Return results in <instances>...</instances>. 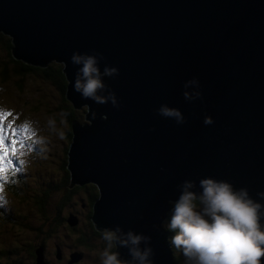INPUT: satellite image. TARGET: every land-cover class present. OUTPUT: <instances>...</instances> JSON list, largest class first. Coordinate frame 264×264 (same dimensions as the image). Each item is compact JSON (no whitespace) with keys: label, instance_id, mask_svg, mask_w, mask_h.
Returning a JSON list of instances; mask_svg holds the SVG:
<instances>
[{"label":"water","instance_id":"obj_1","mask_svg":"<svg viewBox=\"0 0 264 264\" xmlns=\"http://www.w3.org/2000/svg\"><path fill=\"white\" fill-rule=\"evenodd\" d=\"M0 30L10 35L16 58L62 62L67 98L87 105L88 121L70 122L66 166L69 186L98 187L95 228L120 225L149 235L154 264H178L163 219L184 180L195 181L196 191L203 177L229 180L260 199L264 0H0ZM93 49L106 57L101 70L119 68L105 78L119 109L73 89L78 66L70 56ZM192 77L203 97L189 102L183 84ZM162 103L178 107L185 123L157 115ZM206 115L213 124H204ZM75 216L70 212L68 221ZM118 251L131 259L128 248ZM36 253L41 262V249Z\"/></svg>","mask_w":264,"mask_h":264},{"label":"clouds","instance_id":"obj_2","mask_svg":"<svg viewBox=\"0 0 264 264\" xmlns=\"http://www.w3.org/2000/svg\"><path fill=\"white\" fill-rule=\"evenodd\" d=\"M106 57L93 49L91 52L74 51L70 61L78 66L73 89L85 100L96 104L111 103L120 108L116 92L105 82V78L119 75V68L100 63ZM67 66V65H66ZM182 93L186 101L202 99L203 93L197 77L186 80ZM157 115L172 119L177 125L184 124L185 116L178 107L162 103L155 109ZM59 124L67 126V112H60ZM95 118V113L92 114ZM107 119V114H101ZM204 124L214 123L212 116L204 117ZM47 129L64 138L58 128L57 117L50 116ZM44 144V138L37 141ZM180 195L170 201L172 207L167 222L170 246L180 251L186 264H262L264 258V191L257 192L260 199L253 198L247 187L237 188L225 179L208 176L195 181L186 179L180 185ZM102 239L106 244L101 264H154V249L151 236L132 229L124 231L120 225L103 229ZM143 245V247H142ZM120 247L129 250L131 259L121 258Z\"/></svg>","mask_w":264,"mask_h":264},{"label":"rangeland","instance_id":"obj_3","mask_svg":"<svg viewBox=\"0 0 264 264\" xmlns=\"http://www.w3.org/2000/svg\"><path fill=\"white\" fill-rule=\"evenodd\" d=\"M5 47L4 40L0 39V58L2 55L8 56L3 51ZM16 75L9 76L8 82H1L0 107L12 108V115L8 119L11 118L13 125L21 123L20 119L28 120L30 127L35 128L37 133L33 137L35 143L28 148L31 151L24 158L25 172L22 176L11 178L3 187L5 202L0 203V213L4 214H0V217L9 216L8 218L13 219L17 216L19 219L6 223L5 219H0V264H65L66 256H70L69 262L71 258L77 257L73 264H101L97 255L106 247L103 239L93 238L87 245L76 243L77 237L85 229L89 214L88 207H82L79 198L88 194V188L82 187L71 192L65 201H62L61 192L64 193L69 188V183L66 182L60 190L57 189L62 184L65 173L69 174L66 162L70 122L74 115L76 121L83 122L85 106L82 105L85 104L81 105L83 108H75V112L73 107L74 115L67 116V126L60 125L58 114L70 111L63 110V98L53 78H47L40 70H29L24 75ZM50 116L57 117L58 128L64 131L63 139L47 129L46 121ZM40 138H44V144L37 142ZM15 189L20 192L15 194ZM38 200L45 202L43 211L35 208ZM70 212H77L74 223L67 219ZM167 216L166 213L164 221ZM28 244L32 246V253L29 252L31 254L41 249V262L36 261L35 255L28 253ZM173 251L174 254L183 256L175 248ZM180 261L179 264H186L184 256Z\"/></svg>","mask_w":264,"mask_h":264},{"label":"trees","instance_id":"obj_4","mask_svg":"<svg viewBox=\"0 0 264 264\" xmlns=\"http://www.w3.org/2000/svg\"><path fill=\"white\" fill-rule=\"evenodd\" d=\"M0 39H3L5 42L6 47L3 49V51L5 53H8V56L5 57L4 55H2V57L0 58V84L1 82H8L9 76L14 77V74H17V76L19 75H24L25 72L29 71V70H40L42 72V74L44 76L48 77H52L53 81L56 83V85L58 86L59 90H60V94L61 97L63 98V102H64V111L65 109H68L70 112H68V116H73L74 114L72 113L73 111V107H74V112H75V108L78 109L82 106H85L84 112H83V122L88 121L85 118V113L87 111V105H82V106H75L66 96V86H67V80L65 78V74L62 71V62L58 63V61L55 62H48L47 65L45 66H39V65H34V64H30L25 62L24 60H22L21 58H16L12 52H11V45H12V41H11V37L10 35H8L7 33H4L3 31L0 30ZM1 56V55H0ZM15 72V73H14ZM67 107V108H66ZM83 108V107H82ZM66 112V111H65ZM73 114V115H72ZM75 117V115H74ZM74 117H72L74 119ZM85 119V120H84ZM22 122H28V120H24V119H20ZM75 120V119H74ZM69 137H70V141H71V130H69ZM69 141V143H70ZM69 175H67V173H65V177L62 178V184L57 187L58 190L61 189L62 186L66 185V182L69 183L68 180H70ZM81 186H88V194H87V198H86V202H88V209L87 212L89 210V214H88V219L85 225V229L81 232V234L77 237L78 240H76V243L78 245H83V243L85 245H87L88 243L92 242L93 238L99 237L102 239V233H103V229H97L94 226L93 220L91 218V214H92V207H93V202L96 199V197L99 195V190L98 187L95 183L93 182H85L83 184H74L73 186H69V188H66V191L64 193L61 192L62 195V201H65L67 198H69L68 196L70 195L71 192L82 188ZM18 192H20L19 190L17 191V189H15V194H17ZM45 199V198H44ZM44 200H38L37 203L35 204L40 211H43L44 208ZM57 204H61V203H57ZM172 207L171 203H170V208ZM171 210V209H170ZM170 210L166 211L167 213V218L165 219V221L163 220V225L166 227V223L168 222V218L170 217ZM7 212V211H6ZM1 215L4 214L3 212L0 213ZM69 214V213H68ZM68 216V215H67ZM9 216H1L0 219H5V223L6 222H14L16 220H18L19 218L16 216L15 218L11 219L8 218ZM58 219V217H56ZM61 220V217H60ZM58 221V220H57ZM167 228V227H166ZM88 230V231H86ZM103 243H101L102 245ZM31 245L28 244L27 245V251L28 253L31 252ZM30 255H35L37 256V253L35 251L34 254ZM101 254H98L97 257L99 259V261L101 262ZM175 258L178 261V263H181V258H183L182 255H177L175 254ZM12 264H16V263H12Z\"/></svg>","mask_w":264,"mask_h":264},{"label":"snow or ice","instance_id":"obj_5","mask_svg":"<svg viewBox=\"0 0 264 264\" xmlns=\"http://www.w3.org/2000/svg\"><path fill=\"white\" fill-rule=\"evenodd\" d=\"M11 111L0 109V203L5 202L3 196V187L8 183L11 177L17 172L22 171V165L25 161L21 158L23 151L28 143H35L33 137L34 131H30V125L25 122L24 125L14 126L7 117L11 116Z\"/></svg>","mask_w":264,"mask_h":264},{"label":"flooded vegetation","instance_id":"obj_6","mask_svg":"<svg viewBox=\"0 0 264 264\" xmlns=\"http://www.w3.org/2000/svg\"><path fill=\"white\" fill-rule=\"evenodd\" d=\"M81 187H84V186H81ZM85 187H87L88 188V186H85ZM81 188H79V189H77V190H80ZM86 198H87V195L85 196V195H83V196H81L80 198H79V201H80V203H81V206L82 207H88V202H86ZM75 203H77V201L75 202ZM75 214L77 215V212H75ZM56 246V245H55ZM69 258H70V256H66V263L65 264H69L70 262H69ZM76 263V262H75ZM74 263V264H75ZM73 264V263H72Z\"/></svg>","mask_w":264,"mask_h":264},{"label":"bare ground","instance_id":"obj_7","mask_svg":"<svg viewBox=\"0 0 264 264\" xmlns=\"http://www.w3.org/2000/svg\"><path fill=\"white\" fill-rule=\"evenodd\" d=\"M169 237H170V235H169ZM171 250H172V254H173L174 260L178 263V261H177L176 258H175V254H174V251H173V248H172V247H171ZM73 262H75V261H70L69 264H72ZM178 264H179V263H178Z\"/></svg>","mask_w":264,"mask_h":264}]
</instances>
